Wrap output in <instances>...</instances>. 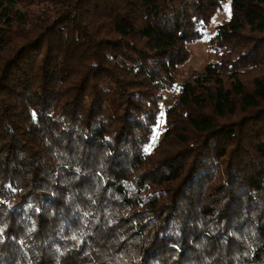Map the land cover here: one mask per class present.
<instances>
[{
  "label": "trees",
  "instance_id": "16d2710c",
  "mask_svg": "<svg viewBox=\"0 0 264 264\" xmlns=\"http://www.w3.org/2000/svg\"><path fill=\"white\" fill-rule=\"evenodd\" d=\"M263 65L264 0H0V264H264Z\"/></svg>",
  "mask_w": 264,
  "mask_h": 264
},
{
  "label": "rangeland",
  "instance_id": "374dc122",
  "mask_svg": "<svg viewBox=\"0 0 264 264\" xmlns=\"http://www.w3.org/2000/svg\"><path fill=\"white\" fill-rule=\"evenodd\" d=\"M46 7H50V10L53 9V5L51 4L44 5L39 3H32L31 5L27 4V6H22L21 9L23 12H26L28 17L33 18L35 15L40 14V11ZM230 17L231 6L230 2L228 1L224 4L223 9L215 15L209 28H206L203 31V37L199 41H196L195 43L188 46L189 58L187 62L178 70L177 84L175 89L173 91H163L162 93L161 121L155 127L154 140L152 144L155 143L164 130L165 111L174 104L180 86L187 81L197 78V76L200 75L210 63L220 60L222 55L221 51L215 50L212 47L211 40L216 34L217 27L227 22ZM249 71L253 73L260 72V74H264V65L262 68L254 67L253 69H249Z\"/></svg>",
  "mask_w": 264,
  "mask_h": 264
}]
</instances>
